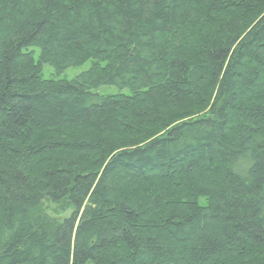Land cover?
<instances>
[{"label": "trees", "instance_id": "obj_1", "mask_svg": "<svg viewBox=\"0 0 264 264\" xmlns=\"http://www.w3.org/2000/svg\"><path fill=\"white\" fill-rule=\"evenodd\" d=\"M0 264H264V0H0Z\"/></svg>", "mask_w": 264, "mask_h": 264}, {"label": "rangeland", "instance_id": "obj_2", "mask_svg": "<svg viewBox=\"0 0 264 264\" xmlns=\"http://www.w3.org/2000/svg\"><path fill=\"white\" fill-rule=\"evenodd\" d=\"M36 55H37V52L35 54V57ZM87 67H88V63H84L81 66L71 67V68L64 70L63 72L59 74H54L53 69L50 66L44 65L42 74L44 77L52 76L58 79H63V78L69 79L73 77L74 75L78 74L79 72L85 70ZM97 91L100 93H113L117 91V88L115 86H101L97 89ZM44 209L56 220H61L63 217L69 215L71 211L69 208H67L66 210H60L57 207H55V205L50 204V203H45Z\"/></svg>", "mask_w": 264, "mask_h": 264}]
</instances>
